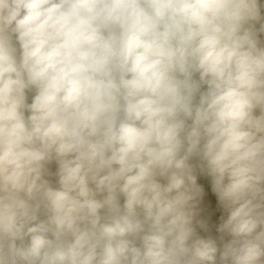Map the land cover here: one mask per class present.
Segmentation results:
<instances>
[{
    "label": "clouds",
    "instance_id": "obj_1",
    "mask_svg": "<svg viewBox=\"0 0 264 264\" xmlns=\"http://www.w3.org/2000/svg\"><path fill=\"white\" fill-rule=\"evenodd\" d=\"M0 264H264V0H0Z\"/></svg>",
    "mask_w": 264,
    "mask_h": 264
}]
</instances>
